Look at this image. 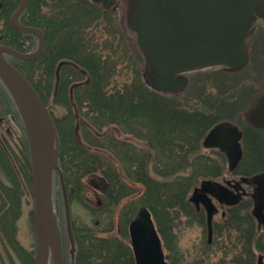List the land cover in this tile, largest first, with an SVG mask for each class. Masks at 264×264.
I'll return each mask as SVG.
<instances>
[{
	"label": "trees",
	"instance_id": "1",
	"mask_svg": "<svg viewBox=\"0 0 264 264\" xmlns=\"http://www.w3.org/2000/svg\"><path fill=\"white\" fill-rule=\"evenodd\" d=\"M19 2L0 0V44L32 52L37 36L10 23ZM20 21L44 31L45 47L34 60L8 59L51 108L71 205L80 203L97 218H113L123 205L117 233L115 221L104 229L96 222L73 223V264H135L128 225L141 206L153 215L169 264H256V251L264 253V237L251 213L252 200L227 207L222 221L213 222L210 235L205 212L191 194L204 179L264 171V129L242 120L254 87L241 84L263 60L264 28L254 32L250 63L243 69L198 72L182 92L162 94L144 81L141 54L129 42L114 8L91 0H29ZM0 96L5 106L3 113L0 108V122L10 114L24 130L18 154L0 146V167L6 173V181L0 178L1 239L19 251L17 189L30 198V152L22 118L1 83ZM221 122L244 126L243 154L232 170L222 153L209 154L203 147ZM94 174L102 175L104 194L101 204L93 207L84 200L83 180ZM194 225L202 229L201 237L193 248L181 250V231ZM17 256L24 264H34L35 245L24 257ZM11 264L18 263L14 259Z\"/></svg>",
	"mask_w": 264,
	"mask_h": 264
},
{
	"label": "water",
	"instance_id": "2",
	"mask_svg": "<svg viewBox=\"0 0 264 264\" xmlns=\"http://www.w3.org/2000/svg\"><path fill=\"white\" fill-rule=\"evenodd\" d=\"M28 1L20 0L10 17V23L20 32L37 36L38 47L33 52H22L0 44V80L22 118L29 144L34 264H66L53 200L56 172L65 204L67 231L74 249L68 193L59 167L60 136L50 107L43 102L29 79L8 59V56H12L20 60H33L44 50V31L20 22ZM92 1L110 8L118 0ZM131 1L130 19L139 50L155 77V88L163 93L183 91L188 79L182 74L219 66L229 69L246 66L250 61L248 38L256 21H264V0ZM243 119L251 126L264 129V88L254 94ZM242 137L243 131L236 124L222 122L211 130L204 146L221 149L227 155L229 167L234 168L241 159L239 142ZM241 182L254 186L252 214L259 226L264 225V171L244 177ZM91 183L99 187L101 182L92 179ZM226 183H234L237 190L240 188L237 180ZM192 199L203 204L210 232L215 208L213 199L228 206L240 201L236 193L213 179L202 181ZM128 231L135 264H169L159 230L146 206L138 209L129 223ZM257 264H264L263 256L258 257Z\"/></svg>",
	"mask_w": 264,
	"mask_h": 264
},
{
	"label": "rangeland",
	"instance_id": "3",
	"mask_svg": "<svg viewBox=\"0 0 264 264\" xmlns=\"http://www.w3.org/2000/svg\"><path fill=\"white\" fill-rule=\"evenodd\" d=\"M132 6V1L131 0H118L114 5V10L116 12V17L121 23L124 32L126 33L128 40L131 44L134 46L138 47L137 39L135 36V33L132 28V23L130 19V10ZM264 28V22L263 21H258L255 23L253 30L251 32V36L249 39L252 38L254 32H260ZM251 51V50H250ZM247 52H249V49L247 48ZM251 56V54H250ZM122 61V60H121ZM142 65V76L144 81L147 83V85L155 89V77L153 74L150 72L149 68L147 67V63L144 60V58L141 61ZM248 65V64H247ZM246 65V66H247ZM242 68H238L235 70H241ZM211 70V69H209ZM209 70L205 71H199V72H207ZM198 73V72H196ZM195 74V73H193ZM183 75L182 77H185L189 80L190 76L193 75ZM246 77H243L241 84H243L245 87L248 85H253V95L262 89L264 87V55H263V60L259 61L258 65L251 71L248 72V74L244 75ZM1 85H3L2 81L0 80ZM4 86V85H3ZM247 86V87H248ZM5 88V86H4ZM249 88V87H248ZM6 89V88H5ZM7 90V89H6ZM8 92V91H7ZM170 92H166V94H169ZM10 95V94H9ZM251 96V98L253 97ZM15 106V105H14ZM247 106V105H246ZM50 107V106H49ZM0 108L3 110L5 109L2 97L0 96ZM16 108V107H15ZM247 108V107H246ZM51 109V108H50ZM246 110V109H245ZM61 112V111H60ZM239 127H243V124H239ZM57 126V125H56ZM58 129V128H57ZM59 133V132H58ZM26 134V132H25ZM60 136V135H59ZM27 137V136H26ZM20 139H24V130L20 127L18 122L12 118L10 114H6L4 119L1 120L0 122V146L6 147L8 151H10L13 154H18V142ZM61 141V140H60ZM61 151V147H60ZM209 154L215 153L213 150L207 149L205 150ZM1 153V151H0ZM18 156V155H17ZM18 164V162H16ZM59 167L63 173V170L61 168V165L59 164ZM8 173V172H7ZM5 172L1 170L0 167V178H2V181L5 180ZM99 177L102 178L101 174H95L89 177L84 178L83 182L85 183L86 186V191L84 192V200L85 202H88L91 206H96L100 205L103 199V187L101 186L102 189H97L94 188L90 182V180L95 179L98 180L100 179ZM226 177L229 178H234V179H239V176L232 175L230 172H227ZM55 181H54V190H53V200L55 202V210L54 213L58 219V224L59 228L61 231V241H62V248H63V253H64V258H65V263L66 264H73L74 261V254H75V248H72L71 244V239L70 235L67 231V223H66V213H65V204L63 200V195H62V189L61 185L59 182V177L58 174L55 172ZM6 181V180H5ZM243 187V191H251L253 190V186L249 184H243L241 185ZM135 189L141 190L142 187L139 185L134 186ZM18 193H20L19 199V208H18V215H17V220H16V225H17V232L15 235V242H18L20 245L19 251H16L12 249L9 245L8 247L5 246V240L3 241L1 238V232H0V264H11L14 259L15 262L18 264H24L17 255H21V257H24L26 254L27 250L32 249V246L35 245V236H34V224H33V214L31 211H33V201L32 197L28 198L26 194L22 191L21 188L17 189ZM3 189L0 186V201H2L4 194H3ZM68 193V192H67ZM69 199V197H68ZM217 210L216 213L213 217V222H221L222 221V216L226 208L215 202ZM69 206H70V219H71V227H72V232H73V223L76 225L80 224H91L94 225L95 222L99 223L100 226L98 228H106L111 226V221H115V228L114 232H118V222H119V211L121 209L120 205L117 210L114 213L113 218L112 217H107L101 216L100 218H97L94 216V214L84 207V205H81L80 203H73L71 205L69 201ZM205 212V211H204ZM2 213L1 205H0V215ZM206 216V212H205ZM201 231L202 229L194 225L192 227H188L186 229H183L181 231V239L179 240L180 248L181 250H187L193 248L194 244L199 240V237H201ZM261 235L264 237V227L261 228ZM74 237V236H73ZM4 239V238H3ZM7 245V244H6ZM166 253L167 250L165 249ZM257 254V261L259 256L264 257V253L260 251H256ZM257 264V263H256Z\"/></svg>",
	"mask_w": 264,
	"mask_h": 264
},
{
	"label": "flooded vegetation",
	"instance_id": "4",
	"mask_svg": "<svg viewBox=\"0 0 264 264\" xmlns=\"http://www.w3.org/2000/svg\"><path fill=\"white\" fill-rule=\"evenodd\" d=\"M212 150L215 152V153H218V152H220V153H224V152H222L221 151V149H219V148H215V147H213L212 148ZM227 156V155H226ZM226 181H228V179H226V178H224L223 180H222V182H223V185L225 186V187H227V188H229L230 190H232L233 192H235L238 196H239V198H240V200H242V199H251L252 200V202H253V206L255 205V201H254V199H253V197H252V192L251 191H243V187H241L240 186V188H239V190H237V189H235V187H234V183H230V184H228V183H226ZM231 181V180H230ZM253 188H254V186H253ZM104 194V192L102 193V195ZM196 203V205L198 206V207H201L202 206V203L201 202H195ZM215 210H217V209H215ZM215 213H216V211H215Z\"/></svg>",
	"mask_w": 264,
	"mask_h": 264
}]
</instances>
